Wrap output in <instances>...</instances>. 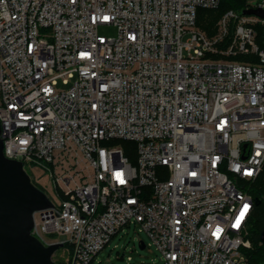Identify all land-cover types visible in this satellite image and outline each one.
<instances>
[{
  "label": "built area",
  "instance_id": "obj_1",
  "mask_svg": "<svg viewBox=\"0 0 264 264\" xmlns=\"http://www.w3.org/2000/svg\"><path fill=\"white\" fill-rule=\"evenodd\" d=\"M218 4L0 0L3 153L51 177L60 200L33 213L30 233L70 247L66 264H91L130 224L160 264H248L240 250L264 166V15L226 10L209 34L197 10Z\"/></svg>",
  "mask_w": 264,
  "mask_h": 264
},
{
  "label": "water",
  "instance_id": "obj_2",
  "mask_svg": "<svg viewBox=\"0 0 264 264\" xmlns=\"http://www.w3.org/2000/svg\"><path fill=\"white\" fill-rule=\"evenodd\" d=\"M242 13L262 17L264 10L250 7ZM262 201L264 196L254 198L255 205ZM49 206L51 201L33 184L22 163L5 157L0 137V264H57L52 255L61 245L44 246L30 233L33 213ZM139 246L144 248L143 241Z\"/></svg>",
  "mask_w": 264,
  "mask_h": 264
},
{
  "label": "rangeland",
  "instance_id": "obj_3",
  "mask_svg": "<svg viewBox=\"0 0 264 264\" xmlns=\"http://www.w3.org/2000/svg\"><path fill=\"white\" fill-rule=\"evenodd\" d=\"M255 3L256 0H246V4L248 5H254ZM217 20L212 31H210V33L212 32L211 34L217 31ZM98 33L101 36H114L117 33V29L114 25H101L98 28ZM235 58L242 59L239 56H236ZM65 86L66 84L62 80L57 82V88ZM118 145L122 147L125 153L131 157V160L133 161L132 156H134L135 150L134 143L128 141H119ZM71 159L73 160V158L64 160L65 166L69 165L68 160L70 162ZM79 161L80 163L78 164L77 168H84V161L81 160L80 157ZM25 170L29 174L33 184L41 189L50 200L58 203L60 196L58 195L57 188L47 172L41 167H30L28 165H25ZM140 240H143L147 246L140 248ZM149 242L150 239L145 232L138 231V226L130 224L129 226H125L123 229L118 231L110 239L104 248H102L95 255L91 264H160L162 261L160 252L153 244H148ZM248 249L240 250V254L245 258L248 257ZM69 256L70 247L67 245L60 246L52 255L53 259L58 264H66ZM128 256H130V260L127 258Z\"/></svg>",
  "mask_w": 264,
  "mask_h": 264
},
{
  "label": "trees",
  "instance_id": "obj_4",
  "mask_svg": "<svg viewBox=\"0 0 264 264\" xmlns=\"http://www.w3.org/2000/svg\"><path fill=\"white\" fill-rule=\"evenodd\" d=\"M246 5V0H219L216 8H198L196 24L211 34L210 31L223 12L229 9L241 12ZM256 29L258 32L257 40L261 44L264 40V25L257 24ZM239 57L244 60H256L252 55H240ZM253 192L255 197L264 196V166L254 183ZM248 237L251 241L250 248H247L248 264H258L264 259V201L255 205Z\"/></svg>",
  "mask_w": 264,
  "mask_h": 264
}]
</instances>
